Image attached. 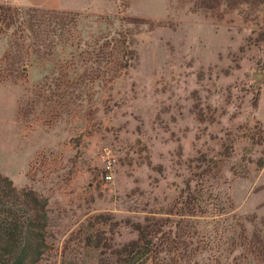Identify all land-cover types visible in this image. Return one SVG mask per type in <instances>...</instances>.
<instances>
[{
  "label": "rangeland",
  "instance_id": "obj_1",
  "mask_svg": "<svg viewBox=\"0 0 264 264\" xmlns=\"http://www.w3.org/2000/svg\"><path fill=\"white\" fill-rule=\"evenodd\" d=\"M86 1L0 16V173L48 200L37 264H264V0Z\"/></svg>",
  "mask_w": 264,
  "mask_h": 264
},
{
  "label": "trees",
  "instance_id": "obj_2",
  "mask_svg": "<svg viewBox=\"0 0 264 264\" xmlns=\"http://www.w3.org/2000/svg\"><path fill=\"white\" fill-rule=\"evenodd\" d=\"M48 224V200L0 173V264H37L48 250Z\"/></svg>",
  "mask_w": 264,
  "mask_h": 264
},
{
  "label": "crops",
  "instance_id": "obj_3",
  "mask_svg": "<svg viewBox=\"0 0 264 264\" xmlns=\"http://www.w3.org/2000/svg\"><path fill=\"white\" fill-rule=\"evenodd\" d=\"M87 3L86 0H0V16L4 8L75 11L82 9Z\"/></svg>",
  "mask_w": 264,
  "mask_h": 264
},
{
  "label": "water",
  "instance_id": "obj_4",
  "mask_svg": "<svg viewBox=\"0 0 264 264\" xmlns=\"http://www.w3.org/2000/svg\"><path fill=\"white\" fill-rule=\"evenodd\" d=\"M254 78L257 79V80H261V79L264 78V74L263 73H261V74H255L254 75Z\"/></svg>",
  "mask_w": 264,
  "mask_h": 264
},
{
  "label": "built area",
  "instance_id": "obj_5",
  "mask_svg": "<svg viewBox=\"0 0 264 264\" xmlns=\"http://www.w3.org/2000/svg\"><path fill=\"white\" fill-rule=\"evenodd\" d=\"M110 178H111V177L108 176V175L105 176V179H106V180H110Z\"/></svg>",
  "mask_w": 264,
  "mask_h": 264
}]
</instances>
